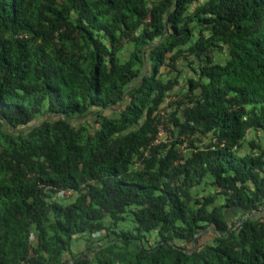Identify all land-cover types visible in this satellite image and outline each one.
Returning <instances> with one entry per match:
<instances>
[{"label":"trees","instance_id":"trees-1","mask_svg":"<svg viewBox=\"0 0 264 264\" xmlns=\"http://www.w3.org/2000/svg\"><path fill=\"white\" fill-rule=\"evenodd\" d=\"M249 132L264 0H0V264H264Z\"/></svg>","mask_w":264,"mask_h":264},{"label":"rangeland","instance_id":"rangeland-1","mask_svg":"<svg viewBox=\"0 0 264 264\" xmlns=\"http://www.w3.org/2000/svg\"><path fill=\"white\" fill-rule=\"evenodd\" d=\"M200 1L203 3L205 0H200ZM215 58H216V61L219 63H223L225 60V56L222 53L215 55ZM177 65L180 68L182 74H181L180 79H179L180 87L176 88V91L178 92V90H181L183 92L185 90L184 88H187V85H186L187 79L195 77L191 71V68L196 69L197 65L191 63L190 58H188L186 60H184V59L179 60ZM90 124H92V122ZM5 128L7 129L6 126H5ZM171 139L172 138H171L170 133L167 132L166 130L162 129V132L161 131L159 132V141L160 142H166V141L171 140ZM250 140L259 141L261 145H264V133L261 132V133L254 134L252 132H249L248 136H247V141H250ZM180 151H182V154H184V155L188 154L186 147H183L182 149H180ZM206 193H207L206 191H203L204 195H206ZM59 200L61 202H63L62 203L63 205H67L68 203L71 202L72 198H68L65 195L61 194V195H59ZM236 220H237L236 217H234L231 222L235 223ZM120 227H122L124 229H130L133 227V225H132L130 219H128L126 222L120 223ZM100 236L103 237V235H101V234L91 236L92 237L91 240L93 241L94 245L98 244V243H95L94 241L99 240L101 238ZM148 241L152 244L155 241L154 236H151ZM211 241H212L211 235H208V234L205 235L204 233H202L201 238H200V245L210 244ZM87 246H88L87 238L80 239L79 241H76L72 247L73 255L74 256L79 255L84 250H86ZM65 258L69 259V256H66Z\"/></svg>","mask_w":264,"mask_h":264},{"label":"built area","instance_id":"built-area-1","mask_svg":"<svg viewBox=\"0 0 264 264\" xmlns=\"http://www.w3.org/2000/svg\"><path fill=\"white\" fill-rule=\"evenodd\" d=\"M161 132H162V130H161ZM160 143H162V142L159 141V136H157L156 139L153 141V144L158 145ZM61 194L65 195L68 198L73 197V192L71 190L62 191L59 193V195H61Z\"/></svg>","mask_w":264,"mask_h":264}]
</instances>
